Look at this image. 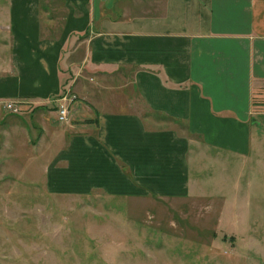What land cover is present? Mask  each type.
I'll use <instances>...</instances> for the list:
<instances>
[{"label":"crops","instance_id":"crops-1","mask_svg":"<svg viewBox=\"0 0 264 264\" xmlns=\"http://www.w3.org/2000/svg\"><path fill=\"white\" fill-rule=\"evenodd\" d=\"M7 3L0 115L6 101L35 111L26 170L49 194L178 202L209 171L260 162L264 0ZM67 89L79 99L62 126Z\"/></svg>","mask_w":264,"mask_h":264},{"label":"rangeland","instance_id":"rangeland-1","mask_svg":"<svg viewBox=\"0 0 264 264\" xmlns=\"http://www.w3.org/2000/svg\"><path fill=\"white\" fill-rule=\"evenodd\" d=\"M34 112L0 115V264H264V150L259 163L209 171L207 184L178 202L54 196L37 164L32 177L26 170L40 136ZM71 112L57 118L62 126Z\"/></svg>","mask_w":264,"mask_h":264},{"label":"built area","instance_id":"built-area-1","mask_svg":"<svg viewBox=\"0 0 264 264\" xmlns=\"http://www.w3.org/2000/svg\"><path fill=\"white\" fill-rule=\"evenodd\" d=\"M77 98L76 94L73 93L70 89L64 92L58 99L61 102L58 108V119L60 121H67L71 112L72 104ZM4 108L11 112H19L21 110L20 103L14 101H6L3 103Z\"/></svg>","mask_w":264,"mask_h":264}]
</instances>
